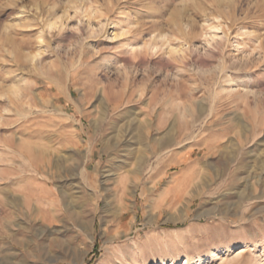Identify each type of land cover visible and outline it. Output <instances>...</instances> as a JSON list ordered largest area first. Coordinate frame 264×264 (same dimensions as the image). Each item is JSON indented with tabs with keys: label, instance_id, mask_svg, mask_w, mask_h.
<instances>
[{
	"label": "rangeland",
	"instance_id": "obj_1",
	"mask_svg": "<svg viewBox=\"0 0 264 264\" xmlns=\"http://www.w3.org/2000/svg\"><path fill=\"white\" fill-rule=\"evenodd\" d=\"M172 153L210 215L167 220ZM263 187L264 0H0V264H76L85 205L81 264H264Z\"/></svg>",
	"mask_w": 264,
	"mask_h": 264
},
{
	"label": "bare ground",
	"instance_id": "obj_2",
	"mask_svg": "<svg viewBox=\"0 0 264 264\" xmlns=\"http://www.w3.org/2000/svg\"><path fill=\"white\" fill-rule=\"evenodd\" d=\"M54 24H55V22L49 23L48 25L51 27ZM187 154L188 153H185L183 156L177 157L175 155V153L174 154L172 153L169 156H167L166 158L160 157V159H158L156 161L157 164L158 165L160 164L162 168L169 169V168H175L176 167L180 170H183V171H181L180 176L172 177L174 179L175 183H174V186H172V188L170 190L171 195H170V198L168 200V209L170 210L169 217L167 219L168 221H175L176 219H180V218H183L184 216H188V209L190 208V206L192 205V203L196 199H202V200H200V202L198 203V206H197L198 216L210 215V213H211V212H209L208 209H204L205 208L204 206L206 204V200L203 199L204 195H206L209 192L207 181H208L210 175H207V172H204V171L198 172L194 168V166H195V164H197L196 162L199 159H197L195 157V159L193 161H189V158H187ZM189 154H192V156H194L196 153L192 152ZM236 177H237L236 174H233L231 181H234L236 179ZM149 178L151 179V176H149ZM256 184H260V181H257ZM254 188L253 187H252V189L247 188V190H248L247 194L242 193V192L239 193L237 195L238 202L233 205V208L229 209V210H222L221 214L223 216H226V217L231 216L233 218H235V217L242 218L243 214L239 210H237V211H233V210L234 209H240L245 204V203L243 204V202H245V200L249 201V199L251 198L250 197L251 193H254L252 191H255ZM262 193H264V192H262ZM262 196H263L262 194L259 196H255L254 199L257 201L259 198L262 199ZM253 200H250V202ZM248 201H247V205H248ZM28 205H30V204H28ZM41 209H42V207L39 204H35V212H39V211H41ZM93 210H94V207L92 205H85V206L80 207V209L78 211L70 214L71 215L70 220H72V222H73L74 230L72 231V235H69L67 238V241L69 243L65 244L63 242V240H61L62 242L57 241V239L53 240V241H55L54 244L57 243V246L60 250V252H59L60 254L58 256V255H56V253L51 254V252H48L47 253L48 260L54 261L56 263L59 262V260L60 261L71 260V261L77 262L76 264H81L83 262L82 256L85 252L78 249V247L75 246V242L78 238L88 236V233L91 231V227H92L93 221H94V217L92 216ZM13 243L15 246L20 248L19 252H20L21 256H19V260L17 261V264H25L26 260L24 259L25 256L23 253V250H24L23 245L27 244L28 240L25 237L23 239H14ZM37 250L38 249L36 248V250L34 252L35 253L40 252V250L39 251H37ZM34 256H36V255L34 254ZM131 261H132V264H148L146 261H143L141 263H139V262L136 263V259H132ZM184 263L186 264V261Z\"/></svg>",
	"mask_w": 264,
	"mask_h": 264
}]
</instances>
